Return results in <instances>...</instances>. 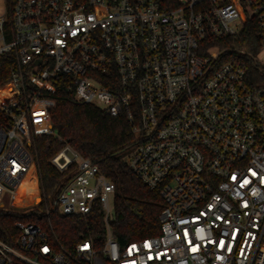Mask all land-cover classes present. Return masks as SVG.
<instances>
[{
    "label": "built area",
    "instance_id": "2783aa9c",
    "mask_svg": "<svg viewBox=\"0 0 264 264\" xmlns=\"http://www.w3.org/2000/svg\"><path fill=\"white\" fill-rule=\"evenodd\" d=\"M175 1L0 0V55L15 59L0 94V210L34 164L33 137L56 135L58 84L130 122L128 167L161 197L157 233L119 245L115 184L65 145L51 163L75 168L57 209L100 211L102 243L67 249L14 219L0 227V264H264V0Z\"/></svg>",
    "mask_w": 264,
    "mask_h": 264
},
{
    "label": "trees",
    "instance_id": "16d2710c",
    "mask_svg": "<svg viewBox=\"0 0 264 264\" xmlns=\"http://www.w3.org/2000/svg\"><path fill=\"white\" fill-rule=\"evenodd\" d=\"M158 2L161 7L170 8L176 1ZM254 30L249 26L246 34L241 36L251 37ZM219 44L228 47L231 39L226 38ZM14 64L12 53L0 55V94ZM248 71L252 76L258 74L251 63H248ZM66 85L58 84L49 95L53 105L48 112L56 135L34 136L32 141L40 210L20 216L0 210V227L8 226L14 219L38 223L49 232L51 240L67 249H72L83 238L91 239L96 246L102 243L104 221L100 211L95 209L87 215L66 216L57 209L56 193L61 182L71 175L75 164L59 171L51 158L68 145L97 164L101 173L115 184L111 224L119 245L157 233L161 211L159 191L148 188L128 167V159L137 144L130 122L123 116H108L95 105L76 102Z\"/></svg>",
    "mask_w": 264,
    "mask_h": 264
},
{
    "label": "rangeland",
    "instance_id": "374dc122",
    "mask_svg": "<svg viewBox=\"0 0 264 264\" xmlns=\"http://www.w3.org/2000/svg\"><path fill=\"white\" fill-rule=\"evenodd\" d=\"M262 64H264V53L255 56ZM37 172L34 164L32 165L29 174L20 184L17 195L12 196L5 202V208L10 212L20 215H26L29 211H38V201L40 194L37 188Z\"/></svg>",
    "mask_w": 264,
    "mask_h": 264
}]
</instances>
